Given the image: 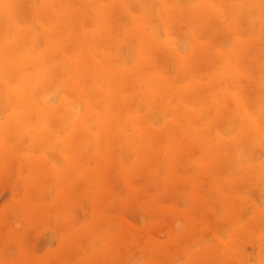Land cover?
Masks as SVG:
<instances>
[{
  "label": "rangeland",
  "instance_id": "1",
  "mask_svg": "<svg viewBox=\"0 0 264 264\" xmlns=\"http://www.w3.org/2000/svg\"><path fill=\"white\" fill-rule=\"evenodd\" d=\"M254 1L0 0V264H264Z\"/></svg>",
  "mask_w": 264,
  "mask_h": 264
},
{
  "label": "bare ground",
  "instance_id": "2",
  "mask_svg": "<svg viewBox=\"0 0 264 264\" xmlns=\"http://www.w3.org/2000/svg\"><path fill=\"white\" fill-rule=\"evenodd\" d=\"M90 1H91V0H90ZM253 1H254V0H252V2H253ZM255 1H256V0H255ZM255 1H254V3H255ZM216 2H217V1H216ZM245 2H246V1H245ZM87 4H88V3H87ZM93 4H94V3H93ZM243 4H244V3H243ZM248 4H249V3H248ZM248 4H247V5H248ZM251 4H252V3H251ZM92 6H93V5H92ZM93 7H95V6H93ZM194 7H195V6H194ZM227 7H228V6H227ZM247 7H250V6H247ZM61 8H62V7H61ZM61 8H60V9H61ZM232 8H233V7H232ZM243 8H244V7H243ZM42 10H44V8H43ZM203 10H204V9H203ZM243 10H244V9H243ZM245 10H246V9H245ZM253 10H254V9H253ZM234 11H235V10H234ZM246 11L248 12V10H246ZM225 12H226V11H225ZM227 12H228V10H227ZM242 12H243V11H242ZM263 12H264V11H263ZM227 14H228V13H227ZM248 14H249V12H248ZM248 14H247V15H248ZM261 14H262V12H261ZM263 14H264V13H263ZM198 15H199V14H198ZM207 15H208V14H207ZM199 16H200V15H199ZM202 16H203V15H201V17H202ZM49 17H50V16H49ZM49 17H48V18H49ZM54 17H55V16H54ZM197 17H198V16H197ZM50 18H52V17H50ZM50 18H49V19H50ZM46 19H47V16H46ZM46 19H45V20H46ZM71 19H72V18H71ZM47 20H48V19H47ZM64 20H65V19H64ZM189 22H190V21H189ZM49 24H51V22H50ZM73 33H74V32H73ZM75 34H76V33H75ZM16 35H17V34H16ZM76 35H77V34H76ZM52 37H53V36H52ZM56 37H57V34H56ZM76 37H77V36H76ZM76 37H75V38H76ZM50 38H51V37H50ZM55 39H56V38H55ZM57 39H58V38H57ZM51 40H53V39H51ZM22 41H23V40H22ZM59 41H60V39H59ZM23 43H24V42H23ZM26 43H27V42H26ZM29 43H30V42H29ZM32 43H33V42H32ZM11 44H12V43H11ZM24 44H25V43H24ZM24 44H22V46H24ZM80 44H82V43H80ZM26 45H27V44H25V46H26ZM242 45H243V44H242ZM25 46H24V47H25ZM32 46H33V45H32ZM83 46H84V45H83ZM14 47H15V46H14ZM10 48H11V47H10ZM27 48H28V47H26V49H27ZM21 49H23V48H21ZM26 49L23 50L24 53H25ZM79 49H80V47H79ZM11 50H12V49H11ZM14 50H15V49H14ZM16 50H17V49H16ZM28 50H29V49H28ZM76 50H77V49H76ZM6 51H7V50H6ZM17 51H18V54H19L20 50H17ZM8 52H9V51H8ZM10 52H11V51H10ZM4 53H5V52H4ZM64 53H65V52H64ZM1 54H3V53H1ZM8 54H9V53H8ZM15 54H16V52H15ZM18 54H16V55H18ZM20 54H22V52H20ZM20 54H19V55H20ZM59 54H60V53H59ZM59 54H58V55H59ZM232 54H233V53H232ZM223 55H224V54H223ZM226 55H227V54H226ZM228 55H229V54H228ZM35 56H36V55H35ZM68 56H69V55H68ZM224 56H225V55H224ZM0 57H1V56H0ZM33 57H34V56H33ZM222 57H223V56H222ZM226 57H227V56H226ZM229 58H230V57H229ZM34 59H35V58H34ZM230 59H231V58H230ZM232 59H233V57H232ZM33 61H35V60H33ZM226 61H228V60H226ZM233 61H235V60L233 59ZM223 63H224V62H223ZM227 63H228V62H227ZM225 64H226V63H225ZM230 64L232 65V63H230ZM29 66H30V65H29ZM227 66H228V65H227ZM237 66H238V65H237ZM25 67H26V66H25ZM74 67H75V66H74ZM74 67H73V68H74ZM27 68H28V67H26V69H27ZM30 68H31V67H30ZM30 68H28V70H29ZM226 68H227V67H226ZM228 69H230V68L228 67ZM232 69L235 70L234 68H231V69L228 70V71H227V69L224 70V71H225V73H226V71H227V73H228V72L230 73V71H232ZM33 71L35 72V70H33ZM36 71H37V70H36ZM224 71H223V72H224ZM236 71H237V70H236ZM84 72H85V71H84ZM139 72H140V71H139ZM107 73L109 74V72H107ZM92 74H93V73H92ZM104 74H106V72H105ZM104 74H103V76H104ZM19 75H20V74H19ZM93 75H94V74H93ZM238 75H239V74H238ZM22 76H23V75H22ZM140 76H141V75H140ZM239 76H240V75H239ZM93 77H94V76H93ZM99 93H100V92H99ZM229 93H230V92H229ZM229 93H227V94H229ZM15 95H16V94H15ZM15 95H14V96H15ZM17 96H18V95H17ZM227 96H229V95H227ZM234 96H237V95H234V93H233L232 98H234ZM12 97H13V96H12ZM102 97H103V96H101V98H102ZM237 97H238V96H237ZM15 98H16V97H15ZM230 98H231V97H230ZM17 99H18V98H17ZM22 99H23V98H22ZM22 99H21V100H22ZM103 99H104V98H103ZM238 99H239V98H238ZM15 100H16V99H15ZM15 100L13 99L14 102H15ZM18 100H19V99H18ZM21 100H20V101H21ZM103 101H104V100H103ZM16 102H17V101H16ZM107 103H108V102H107ZM238 103H240V102H237V104H238ZM21 104H22V103H21ZM21 104H20V106H21ZM25 104H27V105H26L27 107L29 106V103H28V102L25 103ZM235 104H236V103H235ZM240 104H241V103H240ZM238 105H239V104H238ZM241 105H242V104H241ZM22 106H23V105H22ZM239 106H240V105H239ZM242 106H243V105H242ZM30 107H31V106H29L28 109H30ZM20 108H21V107H20ZM23 108H24V107H23ZM243 108H244V107H243ZM30 110H31V109H30ZM243 110H244V109H243ZM68 113H71V112H68ZM68 113H67V115H68ZM245 114H247V113L245 112ZM69 115H70V114H69ZM69 115H68V116H69ZM97 115H99V114H97ZM99 116H100V115H99ZM25 117H26V116H25ZM26 118H27V117H26ZM28 118H29V117H28ZM28 118H27V119H28ZM87 119H88V117H87ZM97 119H98V118H97ZM28 120H29V119H28ZM263 120H264V119H263ZM25 121H26V119H25ZM114 121H115V120H114ZM92 122H93V121H92ZM94 122H95V124L97 123L96 121H94ZM251 122H253V121H251ZM25 123H26V122H25ZM257 123H258V122H257ZM257 123H252V125L255 124L254 126H256V125L258 126ZM26 124H27V123H26ZM24 125H25V124H23L22 126L24 127ZM117 125H119V124H117ZM117 125H116V126H117ZM26 126H27V125H26ZM26 126H25V127H26ZM257 126H256V127H257ZM27 127H28V126H27ZM118 127H119V126H118ZM250 127H251V126H250ZM256 127H255V128H256ZM116 128H117V127H116ZM253 128H254V127H253ZM253 128H250L251 131H254ZM259 129H260V128L258 127L257 130H259ZM20 130H22V129H20ZM194 130H195V129H194ZM194 130H193V131H194ZM246 130H247V129H246ZM260 130H261V129H260ZM30 131H31V130H30ZM195 132H196V131H195ZM254 132H256V131H254ZM258 132H259V131H258ZM258 132H256V133L258 134ZM202 133L205 134L203 131H202ZM199 134H200V133H199ZM253 135H254V134H253ZM253 135H252V136H253ZM195 136H196V135H195ZM199 136H200V135H199ZM199 136H198V137H199ZM208 136H209V135H208ZM252 136H251V137H252ZM255 136H256V135H255ZM255 136H254V138H255ZM196 137H197V136H196ZM202 137H206V136H203V135H202ZM202 137H201V138H202ZM260 137H261V136H260ZM206 138H207V137H206ZM248 139H249V138H248ZM261 139H262V138H261ZM202 140H204V139L202 138ZM249 140H250V139H249ZM252 141H253V139H252ZM263 141H264V138H263ZM199 142H200V140H199ZM207 142H208V141H207ZM212 143H213V142H212ZM243 143H244V142H243ZM208 144H209V143H208ZM263 144H264V142H263ZM214 145H215V144H214ZM214 145H212V147H214ZM218 145H219V144H218ZM241 145H242V144H241ZM246 145H247V143H246ZM201 146H202V145H201ZM205 147H206V146H205ZM206 148H207V147H206ZM209 148H210V147H209ZM215 148H216V147H215ZM207 150H208V149H207ZM212 150H213V149H212ZM204 151H206V150H204ZM210 151H211V149H210ZM211 152H212V151H211ZM221 152H222V151H221ZM205 153H207V151H206ZM214 153H215V152H214ZM208 155H209V154H208ZM214 155H216V154H214ZM212 159H213V158H212ZM229 187H230V186H229ZM227 248H228V247H227ZM223 249H224V248H223Z\"/></svg>",
  "mask_w": 264,
  "mask_h": 264
}]
</instances>
